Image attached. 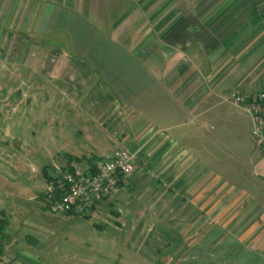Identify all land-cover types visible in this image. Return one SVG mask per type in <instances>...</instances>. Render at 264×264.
Here are the masks:
<instances>
[{"label": "crops", "instance_id": "crops-1", "mask_svg": "<svg viewBox=\"0 0 264 264\" xmlns=\"http://www.w3.org/2000/svg\"><path fill=\"white\" fill-rule=\"evenodd\" d=\"M0 79L8 96L42 89L73 108L68 120L80 128L59 126L56 154L95 161L84 152L103 151L98 139L121 131L135 166L163 173L190 164V116H203L201 106L264 91V0H0ZM26 92L4 103L14 109ZM249 127L233 149L248 187L237 189L245 181L231 164L190 176V217L202 218L192 231L206 233L207 264H264V152ZM56 158L31 165L25 181L18 165L13 176L0 172L4 231H22L34 224L32 209L46 210L41 193ZM2 252L0 264L11 263Z\"/></svg>", "mask_w": 264, "mask_h": 264}, {"label": "rangeland", "instance_id": "rangeland-1", "mask_svg": "<svg viewBox=\"0 0 264 264\" xmlns=\"http://www.w3.org/2000/svg\"><path fill=\"white\" fill-rule=\"evenodd\" d=\"M14 77L23 78L24 74ZM2 82L5 81L0 79ZM21 89L10 96L8 90L0 89V172L13 176L18 165L19 180L25 181L31 176V165L38 169L56 156L55 166L62 160L67 162V155L56 154L62 144L58 136L63 128L59 126L65 124L66 132L72 134L80 126L79 121L68 120L73 108L66 112L58 95L48 100L45 90L35 89L36 96ZM19 91H27L28 99L9 108L4 99L18 100ZM225 102L226 106L210 110L207 105L201 106L207 109L203 116H190V164H174L163 173L151 164H136L129 183L125 182L113 198L91 207L85 215L53 216L34 208L28 216L34 224H26L22 231L13 228L6 232L4 227L0 230L2 256L11 257L14 264H207L202 257V247L208 243L203 241L206 233L192 231L197 228L193 224H201L202 218L190 217V188L194 187L190 176L198 180L208 177L210 171L216 174L240 164L233 149L240 142L244 144L248 120L241 110L229 109L231 103ZM108 136L105 142L98 139L103 151L84 155L103 160L113 152L128 150L123 132L114 136L108 132ZM55 166L47 169L48 177ZM242 177L245 184L237 189L248 187V175ZM199 188L201 185H195L196 190Z\"/></svg>", "mask_w": 264, "mask_h": 264}, {"label": "built area", "instance_id": "built-area-1", "mask_svg": "<svg viewBox=\"0 0 264 264\" xmlns=\"http://www.w3.org/2000/svg\"><path fill=\"white\" fill-rule=\"evenodd\" d=\"M228 101L249 120L250 138L264 152V91L249 97L232 94ZM62 160L55 166L41 193L43 208L53 216L85 215L111 199L135 170V158L127 150L88 161Z\"/></svg>", "mask_w": 264, "mask_h": 264}, {"label": "trees", "instance_id": "trees-1", "mask_svg": "<svg viewBox=\"0 0 264 264\" xmlns=\"http://www.w3.org/2000/svg\"><path fill=\"white\" fill-rule=\"evenodd\" d=\"M1 228H2V226H1V224H0V230H1Z\"/></svg>", "mask_w": 264, "mask_h": 264}]
</instances>
